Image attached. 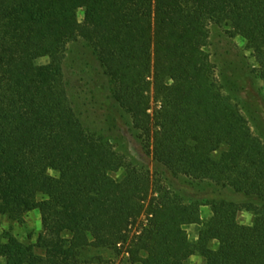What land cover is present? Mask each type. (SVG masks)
<instances>
[{
    "label": "trees",
    "instance_id": "16d2710c",
    "mask_svg": "<svg viewBox=\"0 0 264 264\" xmlns=\"http://www.w3.org/2000/svg\"><path fill=\"white\" fill-rule=\"evenodd\" d=\"M213 23L244 38L264 81V0H0V214L23 222L39 210L43 227L36 243L1 237L5 264H115L91 254L102 250L125 264H264V142L214 73ZM77 39L93 48L153 172L77 114L64 73ZM169 174L249 201L186 196Z\"/></svg>",
    "mask_w": 264,
    "mask_h": 264
},
{
    "label": "rangeland",
    "instance_id": "374dc122",
    "mask_svg": "<svg viewBox=\"0 0 264 264\" xmlns=\"http://www.w3.org/2000/svg\"><path fill=\"white\" fill-rule=\"evenodd\" d=\"M83 10L79 19L83 21ZM210 29V44L207 52L210 55L214 73L223 91L236 102L247 118L254 134L264 142V81L257 71V61L253 52L248 49L246 41L225 25L213 23ZM50 59L43 57L37 60L39 65L48 64ZM64 73L70 88L74 108L84 125L93 133L108 141L114 149L126 156L134 164L155 170L153 155L145 147L140 134L134 130L129 116L119 110L111 98V87L104 75L101 63L93 48L83 39L71 41L66 50ZM57 176L56 171H51ZM174 188L186 196L195 195L197 199H215L226 197L235 201H249L245 195L232 190L221 189L207 183L196 184L185 177L175 178L168 175ZM212 215L210 206L201 207V216L207 219ZM243 225H251L254 213L244 210L239 215ZM201 226H186L189 238L197 240ZM42 221L39 210L25 215L23 222H16L0 214V239L7 233L21 241L36 243L42 232ZM3 239V238H2ZM106 259H113L115 264H125L127 256L116 257L111 251H93ZM188 264H205L201 256H193Z\"/></svg>",
    "mask_w": 264,
    "mask_h": 264
},
{
    "label": "crops",
    "instance_id": "0c3cea01",
    "mask_svg": "<svg viewBox=\"0 0 264 264\" xmlns=\"http://www.w3.org/2000/svg\"><path fill=\"white\" fill-rule=\"evenodd\" d=\"M198 231H200V230H198ZM199 236V235H198ZM197 236V237H198ZM198 239V238H197ZM0 264H5V260L2 258V257H0Z\"/></svg>",
    "mask_w": 264,
    "mask_h": 264
}]
</instances>
